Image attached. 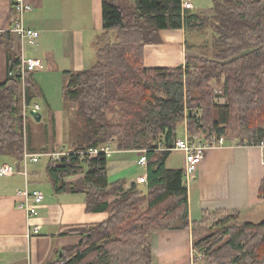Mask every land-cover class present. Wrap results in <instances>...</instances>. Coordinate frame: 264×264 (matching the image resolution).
<instances>
[{
	"label": "trees",
	"instance_id": "obj_1",
	"mask_svg": "<svg viewBox=\"0 0 264 264\" xmlns=\"http://www.w3.org/2000/svg\"><path fill=\"white\" fill-rule=\"evenodd\" d=\"M209 1L208 13L184 10L181 0H102L103 29L115 39L101 42L91 67L63 73L64 111L71 121L82 120V133L75 145L60 150L114 144L120 151L148 150L147 181L128 189L126 179L109 182L105 154L48 159L46 178L30 180V186L48 183L57 194L83 193L86 210L107 212L108 218L74 227L79 243L45 264H152L151 235L189 227L185 169L165 165L181 125L187 135L201 132L210 143L220 136L238 144L264 142V0ZM166 29L208 38L190 47L187 38L184 65L146 66L145 46L161 43ZM0 43L9 52V71L15 70L21 57L14 33L1 32ZM30 74L23 81L15 71L0 82V156L17 165L25 148L23 103L43 98ZM221 93L222 105L216 103ZM44 107L54 119L51 106ZM27 127L28 116L26 132ZM77 174L83 177L67 180ZM259 194L264 198V179ZM239 214L205 210L194 222V246L205 256L203 264H264V220L241 223Z\"/></svg>",
	"mask_w": 264,
	"mask_h": 264
},
{
	"label": "crops",
	"instance_id": "obj_2",
	"mask_svg": "<svg viewBox=\"0 0 264 264\" xmlns=\"http://www.w3.org/2000/svg\"><path fill=\"white\" fill-rule=\"evenodd\" d=\"M27 1L32 4L33 9L25 14L24 23L27 27L39 30L40 36L36 45L25 43L23 46L14 34L19 44L17 52L20 56L23 54L42 59L43 68L31 74L45 71L47 66L46 72L52 74L51 80H54L56 85L64 81L65 71H80L91 67L94 58H97L101 42L105 39H115L113 32L107 34L103 29L102 0ZM12 5L13 0H0V33L10 31L14 25L15 14ZM160 37L161 43L145 46L146 66L184 65L187 51L185 30H161ZM9 64V52L0 43V82L7 80ZM36 79L43 93L41 100H45L43 105L47 103L51 106L53 113L51 90L46 89L49 88L48 82L40 81L37 75ZM219 98L223 102L226 99L225 96ZM222 104L224 103H220ZM43 109L45 108L42 107V119ZM54 113V119L51 120L46 112L52 124L56 122L58 132V124L60 125L66 114L61 108H56ZM64 119L66 120V117ZM186 133L184 128V136L179 138L185 137ZM196 136L204 139L201 132ZM24 145L34 152L49 147L58 150L66 147L60 138L58 139V135L56 140L52 137L42 148L33 145L31 147L28 137L25 138ZM112 147L115 151L108 159L109 182L126 179L125 187L128 189L132 183H139V177H147L146 167L138 164L137 151H120L116 149V144ZM40 162L41 160L29 164V181L35 178L44 181L46 178L44 167L37 166ZM0 163L16 164V161L9 156H0ZM165 165L169 169H185V153L179 150L171 151ZM18 166L22 168V163ZM35 171L36 174L33 173ZM82 177L83 174L71 175L67 180L74 182ZM263 179L264 148L261 145L238 144L235 140H225V144L209 148L197 168L195 178L188 179L184 176L189 192V227L153 233L152 264H203L196 261L192 227L194 222L201 220L205 210L239 211L241 223L263 221L264 198L259 194ZM24 186L25 178L20 173L0 177V264H45L48 261H56L61 257L63 248L76 245L81 240L79 233L72 232L74 227L103 222L108 218L107 212L86 210L85 194H57L48 183L31 185L38 186L45 192V200L37 215L29 216L26 209L20 206L23 198L16 194L17 190ZM146 206L147 204H143L140 211H144ZM34 226L40 227L39 232H31Z\"/></svg>",
	"mask_w": 264,
	"mask_h": 264
},
{
	"label": "built area",
	"instance_id": "obj_3",
	"mask_svg": "<svg viewBox=\"0 0 264 264\" xmlns=\"http://www.w3.org/2000/svg\"><path fill=\"white\" fill-rule=\"evenodd\" d=\"M182 8L184 10L194 9L195 3L194 0H181ZM15 19L14 25L11 27L10 32L16 34L24 46L25 43H29L30 45H36L40 36V31L37 29H33L27 27L24 23L25 14L33 9L31 3L27 0H13L12 5ZM20 62L15 67V70L9 71V75H12L15 71H18L22 75V80L24 81V77L27 73L33 72L35 70L43 68V61L40 58L33 56H20ZM217 90V88H216ZM31 110L42 111V106L39 102H35L31 105L23 103L22 113L24 118V135L26 138V122L27 116L30 114ZM225 144V138L223 136L218 137L213 142H207L204 139L194 135L186 137L178 138L175 141V144L172 148H169L170 151L179 150L185 153L186 157V167H185V178L192 179L195 178V173L197 171L198 166L203 162L206 152L209 148L216 145ZM264 148V142L260 144ZM114 148L111 145H104L96 148H89L87 150H78V151H69L66 149H59L56 151H45V152H32L28 150L26 147L24 148V155L22 160V168H20L17 163H0V177L12 176L17 173H20L25 178V186L24 188L18 189L16 194L19 197L23 198V202H21L20 206L26 209L29 216L37 215L39 207L42 205L45 200V192L40 188H32L29 185V172L28 166L30 163H37L42 158L46 157L50 161H60L63 158L69 159L72 155H79L81 158L84 156H96L99 154H105L108 158L112 156L114 152ZM147 151L148 150H138L139 158L138 164L141 167L147 166ZM147 181L146 176L139 177L138 182L143 183ZM39 226H34L31 229V232L37 233L39 232ZM30 232V233H31ZM196 253V261L203 263L205 260V256L200 253L195 248Z\"/></svg>",
	"mask_w": 264,
	"mask_h": 264
},
{
	"label": "rangeland",
	"instance_id": "obj_4",
	"mask_svg": "<svg viewBox=\"0 0 264 264\" xmlns=\"http://www.w3.org/2000/svg\"><path fill=\"white\" fill-rule=\"evenodd\" d=\"M196 4H197V6H195L194 9L206 10V12H208V13L211 12V8H210L211 1H209V0H196L195 5ZM187 38H188L189 47H190V44H201L205 38H208V36L203 35L201 37L197 33L195 34L194 31H190L188 33ZM189 50H190V53L194 51V49H192V48H190ZM96 59L97 58H94L92 65L95 64V62L97 61ZM46 67L47 66H45V68H44L45 71L42 70L40 73L38 72L36 74H30V75H31L34 83L38 80V79H36V75L40 81L43 80V81L48 82L49 88L46 87V89L51 90L52 100L54 103L52 108H53V114H55L54 111L56 108H61L62 110H64V108H63L64 100H63L62 88H61L62 84H64V81L62 83L60 82V84L58 83V85H56V83H54L55 81L51 80L52 74L46 72V70H47ZM53 85H54V88H53ZM213 86L215 88H217V85H215V82H213ZM220 95H222L224 97V95L222 93ZM35 102H39L40 104H42L41 106L44 107L43 102H45V100H41V98H39L38 96L35 97V101L33 103H35ZM216 102L219 104L225 103L226 99L223 102L222 99L220 100V98H218V99H216ZM69 103H70L69 105H72V106L75 105L72 102H69ZM43 111H44L43 119L39 122H37L36 119L31 114L28 115V127H27L26 134L29 135V137H31V147L33 145V147L42 148L45 144L47 145V142L50 139H52V137H54V139L56 140L57 135H58V139L60 138V140L63 142V146L71 147V146L75 145L77 143V140L80 138L81 133H82V130H81L82 120L80 119V121L78 123H77V121L75 122V120L71 121L72 117H70L68 115V112L65 111V114H67V116H68L67 118H69L68 119L69 121H66L64 119V117H66V116H64L60 125L58 124V132H57L56 122L55 123L53 122V124H52V121L49 120V118H47L46 109H43ZM74 118H75V116H74ZM183 133H184V125H181L179 127V130H178V136H184ZM128 155H132V154H128ZM47 162H48V158L44 157L41 159L40 164H37V166L38 165L43 166ZM43 188H45V187H43ZM245 220H247V219H245Z\"/></svg>",
	"mask_w": 264,
	"mask_h": 264
},
{
	"label": "water",
	"instance_id": "obj_5",
	"mask_svg": "<svg viewBox=\"0 0 264 264\" xmlns=\"http://www.w3.org/2000/svg\"><path fill=\"white\" fill-rule=\"evenodd\" d=\"M30 113L38 122L41 121V119H42V113L41 112L31 110ZM198 251L201 252V250H198Z\"/></svg>",
	"mask_w": 264,
	"mask_h": 264
}]
</instances>
